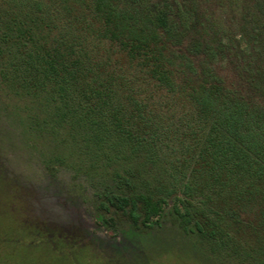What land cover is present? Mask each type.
I'll list each match as a JSON object with an SVG mask.
<instances>
[{
	"label": "trees",
	"instance_id": "1",
	"mask_svg": "<svg viewBox=\"0 0 264 264\" xmlns=\"http://www.w3.org/2000/svg\"><path fill=\"white\" fill-rule=\"evenodd\" d=\"M0 111L105 227L264 264V0H0Z\"/></svg>",
	"mask_w": 264,
	"mask_h": 264
},
{
	"label": "rangeland",
	"instance_id": "2",
	"mask_svg": "<svg viewBox=\"0 0 264 264\" xmlns=\"http://www.w3.org/2000/svg\"><path fill=\"white\" fill-rule=\"evenodd\" d=\"M5 117L0 111V264H198L168 223L150 235L105 227L90 181L45 170Z\"/></svg>",
	"mask_w": 264,
	"mask_h": 264
}]
</instances>
